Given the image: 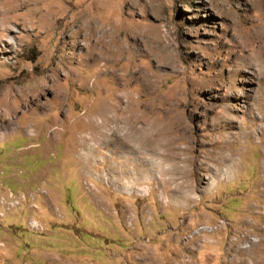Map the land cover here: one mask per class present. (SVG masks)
Returning <instances> with one entry per match:
<instances>
[{
    "label": "rangeland",
    "instance_id": "rangeland-1",
    "mask_svg": "<svg viewBox=\"0 0 264 264\" xmlns=\"http://www.w3.org/2000/svg\"><path fill=\"white\" fill-rule=\"evenodd\" d=\"M0 131V264H264V0H0Z\"/></svg>",
    "mask_w": 264,
    "mask_h": 264
},
{
    "label": "bare ground",
    "instance_id": "bare-ground-1",
    "mask_svg": "<svg viewBox=\"0 0 264 264\" xmlns=\"http://www.w3.org/2000/svg\"><path fill=\"white\" fill-rule=\"evenodd\" d=\"M106 28V27H105ZM118 28V27H117ZM116 28V29H117ZM112 29V28H111ZM108 31H105V34H103V36H102V38H101V41H100V43L102 42V41H104V38H105V36H107V33ZM114 34V33H113ZM109 36V35H108ZM112 36V35H111ZM92 37V36H91ZM97 37V36H96ZM107 42V41H106ZM107 44L108 43H103V49H108L107 48ZM257 57H258V55H257ZM101 59V58H100ZM249 59V58H248ZM260 60V59H259ZM253 61V60H252ZM261 62V61H260ZM240 64V63H239ZM247 64V63H246ZM245 66V65H244ZM122 97V96H121ZM128 103V102H127ZM130 108V107H129ZM126 112V111H125ZM128 112V111H127ZM114 116V115H113ZM3 118H5L4 116H3ZM105 119H107V118H105ZM109 119V118H108ZM6 120V119H5ZM107 121V120H106ZM7 122H8V120H7ZM6 122V123H7ZM108 122V121H107ZM123 122V121H122ZM10 123V122H9ZM109 123V122H108ZM102 124V123H101ZM117 124V123H116ZM5 125V124H4ZM8 126V125H7ZM7 126H5V128H8ZM102 126V125H101ZM108 126V125H107ZM121 126V125H120ZM124 126V125H123ZM31 127V126H30ZM118 127V126H117ZM5 128H3L1 131H3V130H6ZM106 128V127H105ZM125 128V127H124ZM114 129V128H113ZM115 129H117V128H115ZM0 131V132H1ZM119 131V130H118ZM116 132V131H115ZM136 132V131H135ZM153 132V131H152ZM147 135H145V137H146ZM143 139V138H142ZM222 158V157H221ZM232 157H230V159H231Z\"/></svg>",
    "mask_w": 264,
    "mask_h": 264
}]
</instances>
